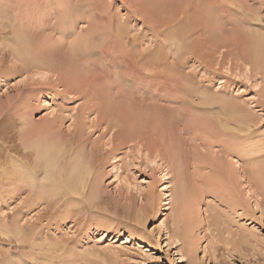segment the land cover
<instances>
[{
	"label": "rangeland",
	"instance_id": "rangeland-1",
	"mask_svg": "<svg viewBox=\"0 0 264 264\" xmlns=\"http://www.w3.org/2000/svg\"><path fill=\"white\" fill-rule=\"evenodd\" d=\"M119 1L114 3L112 11L116 9L119 15L124 16L126 8ZM226 1H234L236 8L242 3L245 6L242 14L250 17L248 19L254 25L247 24L246 19L242 24L235 8L233 13L225 9ZM53 3L54 0H0V29L8 30L22 22L34 39L41 33L44 12ZM171 8H174L172 3ZM216 13L221 20L219 22H223L220 23L222 26L216 24L215 31L220 35V43H224L219 53L215 48L212 55L210 51L214 48L208 44L212 43L207 39L208 34L201 36H204L203 40L199 39L202 32H197L187 41L191 52L195 50L194 54L185 56L188 57L186 65L180 68L177 65L179 72H189L193 88L216 93L211 105L200 104L201 98L192 99L188 105L169 100V93L180 94L177 89L181 88L180 80L183 85L184 77L180 78L181 73L175 68L174 49L167 52L166 48L163 49L166 59L154 63L152 68H148L150 72L144 68L146 73L138 64L127 65L133 69L132 72H137V83L141 84L133 90V98L130 95V98L126 97L132 101L120 97L118 105L114 102L116 106H112L111 93L98 86L106 93L104 103L109 100L106 103H110L119 121V125L114 127L119 132L115 138H120L118 136L123 133L124 138L127 136L131 140H125L129 142L114 153H105L112 147V132H106L102 127L84 126L88 133H83L82 139L92 169L90 167L88 186L82 197L86 198L95 185L101 199L91 204L59 200L56 208H49V212L43 201L37 202L34 193L29 201L27 192L14 194L13 173V176L11 173L0 176V197H3L0 198V211L10 217L18 212L16 222L9 227L10 232L5 234L4 229L0 230V264H264V71L261 75L253 74L240 52L245 42V29L241 30L240 26L264 29V0H219ZM87 14L90 15V11ZM39 22L38 33L36 26ZM130 24L133 26H130V31L142 35L140 47L153 50L147 40L152 33L150 25L141 20L132 22V19ZM29 26L34 30L31 31ZM83 27L87 28V23L80 19L77 31ZM18 28L23 29L21 26ZM131 33L130 38L133 37ZM1 37L0 50L6 42ZM147 52L141 53L145 55ZM206 55L208 58L205 59ZM209 56L217 58L214 64ZM178 58L181 59L180 55ZM5 64L3 68L9 65ZM117 75L123 76L124 73L117 71ZM25 77L14 74L0 81V109L4 110L0 119L7 117L0 120V162L6 167L17 154H10L5 147L15 143L19 146L34 132L43 133L48 121L61 113V104L68 111H63L62 121L56 120L59 127L55 130L61 131L60 136L55 130L53 133L62 138L65 145L71 138L75 139L74 136L77 138L81 130V125L74 124L76 117L71 115L76 112L71 109L83 99L65 104L53 91L41 90V85L37 86H41L37 94L25 92L22 88ZM36 77L39 78L38 75ZM92 86L96 89V85ZM139 93L144 96L139 97ZM221 106H230L235 115L223 113ZM96 117V113H91L87 120ZM232 118L238 121H232ZM236 123H240L237 124L239 127ZM165 185L167 190H162ZM59 193V198L65 199ZM166 201L168 205L164 204ZM165 206L169 208L164 209ZM26 222L29 226H19Z\"/></svg>",
	"mask_w": 264,
	"mask_h": 264
},
{
	"label": "bare ground",
	"instance_id": "bare-ground-1",
	"mask_svg": "<svg viewBox=\"0 0 264 264\" xmlns=\"http://www.w3.org/2000/svg\"><path fill=\"white\" fill-rule=\"evenodd\" d=\"M86 1L87 0H54L52 6L47 7L48 10L44 12V15L41 19V22H44H39V24L41 23L43 27L40 28L41 24H37L38 26H36V24L34 25L38 27H35L36 31H38L39 28L41 31L40 35L36 36L34 39L32 38L34 37V35H32L28 29L26 30L24 28L22 22L20 24L16 23L8 30H6L4 27L0 29V35L2 36L1 40L3 41V38L6 40V42H3V48H1L0 50V81L6 80V78L10 75H24L26 76V79L23 78L24 80H22V88H24L23 91L25 92L31 94L33 93L34 95V92H36L35 94H37L38 89L42 88L41 90H43L46 88L48 91H53L54 95L56 94L55 96H60L64 100L63 102L65 104L68 102L70 103V101L72 102L83 99L81 100V103L79 102L80 104H78L77 107L71 109L72 111L76 112L74 113V116L72 114L71 117H76L74 120L75 125H81L80 132L77 131L81 135L79 134L77 138L76 136H74L75 139H72L70 137L71 139L69 143L63 145L64 142L61 141L62 138L59 139V133H61V131L58 133L55 130L56 127H59L56 120L61 119L62 121V118H64L62 113L64 110H67V108L65 106H61V104V115L59 114V116L53 117L51 120H49L45 127H42L43 133H40L39 131L34 132V136L31 134L33 137H25V140H28H22L19 146L17 145V143H15V145L9 143L10 145H12L9 147H5V145H3L5 148H7L5 151L9 152L12 155L13 153H15V155L17 154L18 157H10L11 160L8 159L10 160V165L7 167L0 162V176L2 177V175L7 173H11L12 175L13 173L14 178L11 179V181L13 182V185L15 187L14 194L27 192L26 196H29V201V198H31V194L33 195L34 193L37 202L43 201L46 204V207L48 209L50 208L51 210L56 208L55 206L58 205L59 200H62L63 203L87 202L91 204L92 202H94V200L101 199V196L98 195V188L95 185V187L92 186V189L90 190V193L86 198L82 197L83 191L85 190L86 186H88L87 181L91 172V166L89 167L88 163L89 158L85 150V141L82 139V137L84 136L83 133H88L86 131L87 128H85L84 126H87L88 128L94 127L98 129L102 127V129H105L106 132H112V147L109 148L108 151L104 150L105 153L112 154L116 150L121 148L122 145L131 141L129 138H127V136L126 138H124L125 135L123 136V133H121L122 135L120 134L118 136H121L120 138H115L117 137L119 132L115 131L114 127L119 125V121L111 109L113 104L119 103L118 100H120V97H124L128 102L129 100L132 101L131 99L128 100L126 97H129V95L131 96L133 90L138 89V87L141 85L137 83L138 76L135 75L137 72H132L131 70L133 69H130L129 67H127V65L138 64L140 69L144 70V68H146L147 70H145L147 72H150L148 68H152V65L154 63H161L162 60L166 59L164 57V55L166 54H163V49L166 48V52L168 51V49L175 50L174 52H176V54H174L173 52V61L176 64L175 68L177 67V65L180 68L181 66L186 65L185 62H187L188 57L185 56L194 54L193 52L195 50L191 52V46H189L190 44L187 41H189L188 38H191V36H193V34L197 32H202L201 35L200 33L197 34L200 35V37L197 36L199 37V39L204 37H201L202 35L208 34L207 39H209L213 43L208 44L212 46L211 49L214 48L213 50H211L212 52L210 51L212 55L215 54V48L219 53L220 46L224 45V43H220V35H218V33L215 34V31L217 29L216 24L219 25L220 23H223L219 22L221 20H218V14L216 13V3L219 0H120L119 2H121V6L126 8V13L124 16L119 15L116 9L112 11L113 5L117 0ZM127 3H129V5ZM171 3L174 8H171ZM225 6V9L230 10L232 13L234 12L233 8H235V11H237V13L239 14L238 20L242 24L246 19L247 21L245 20V22L247 24L254 25V22L248 19L250 17L242 14V8H245L242 3L237 5L238 7L236 8L234 1H226ZM140 7H142L141 11ZM87 11H90V15L87 14ZM246 11H250L252 12V14L256 15V13H254L250 9H247ZM226 13L227 15H229V12L227 10ZM80 19L85 20V22L87 23V28L83 27L82 30L77 31L78 22ZM130 19H132V22L141 20L142 22L150 25L149 31L152 32L151 37L149 36V38H147L148 36L146 37V35L145 37L150 41L151 45L153 46V50H148L146 47L144 48L142 46L140 47L139 41L141 40L142 35H140L141 33H133L132 31H130L132 29L130 28V26H132L130 24ZM18 25H20L23 29L18 28L20 27ZM240 27L241 30L245 29L243 30V37L245 42L242 41L244 42L242 43L244 47L242 46L243 48H241V56L242 58H244L243 60L250 65V70H252V72L254 71L253 74L257 75L258 73H260L261 75L263 74L262 71H264V67L262 68L264 63V32H262V30L264 29L260 27H256L258 29H253L248 27L247 25V28H244L242 26ZM30 28L31 27L29 26V29ZM24 29L26 32L29 31V34L24 32ZM30 30L32 31L34 29L31 28ZM40 31H38V33ZM34 32L32 33L34 34ZM129 32L133 33H131V35L133 36L132 38H130ZM8 35L9 37L7 40L6 37ZM41 36H44V38H40ZM196 39L194 42H197ZM199 39L197 40L199 41ZM157 40L159 41L156 42ZM209 40H205V42H208ZM190 42H192L191 44H193V40L191 41L190 39ZM138 45L140 48H137ZM210 46L207 47L210 48ZM145 51H148L145 55L141 53ZM179 55L181 59L178 58ZM206 58H208L207 55L205 59ZM168 59H170V56ZM178 59L180 60V62L178 61ZM216 60L217 58L215 56L210 58V61L213 62L212 64H214V61ZM210 61L209 63H211ZM6 62L9 65L7 64L8 66L6 68H3V64H5ZM170 62H172V60H170ZM207 66L209 65L207 64ZM178 67L177 71L179 72L180 70H178ZM112 68L114 70H112ZM134 70H136V68ZM117 71H122L124 75L118 76ZM42 72L46 75L41 74ZM39 73L42 76L39 77ZM179 73H181L180 78H182V75L184 76L183 85L181 84L180 80L179 86H181V88L177 89L180 93L179 95H170V93L169 95H167L171 102L174 101L188 105L192 103V99L201 98L202 103L200 102V104H212L211 101L216 99V93L211 94L207 93L205 91L206 89L201 90L196 87L193 88V85L190 83L191 75H188L189 72H186V74L184 72ZM37 75L39 78H35V76ZM147 75L148 74H146V76ZM112 77L114 79H112ZM150 79L151 78L148 75V82H151ZM41 80L43 82H41ZM39 85H41L42 87H37ZM92 85H96L97 90L94 89ZM99 85H101V88H106V91L111 93L110 96L112 98L110 100V103L112 104V106H109L110 103H106L109 101L108 99L104 103V95H106V93L101 89H98ZM22 88H20V90H22ZM31 94H29V96ZM141 94L139 93V97L144 96ZM167 96L166 98H168ZM107 97L109 98V95ZM133 97L134 96H131V98ZM163 97L165 98V96ZM141 99L142 98H140V100ZM106 105H108V107ZM172 109L174 110L175 108L172 107ZM71 110L69 112H72ZM221 110L223 113L235 115V112H232L230 106H221ZM1 111L4 112L3 108L0 109V114ZM91 113H96L97 117L95 119L87 120V117H89ZM5 117H1L0 120L7 118ZM225 118L227 119V115ZM233 118L235 119V116ZM233 118L232 121H238L233 120ZM86 120L89 121V123H87ZM217 121L219 120L217 119ZM237 124L240 125V123H236V125ZM243 125L245 124L243 123ZM2 126L3 125H1V127ZM54 130L59 136L56 135L55 132L53 133ZM127 131L128 129L126 130V132ZM5 133L4 136L6 135ZM127 139L129 141H125ZM116 140H118V142H116ZM6 142L7 139L4 144H6ZM89 151L92 152V148ZM101 154L102 153H100V155ZM102 157L100 156V158ZM167 188V185H165L162 190H167ZM59 192H61V195L65 199L59 198ZM168 196L169 194L165 195L166 198ZM32 200L33 197L31 201ZM23 203L25 206V202L22 201L21 204ZM31 204L32 202H30L29 206H31ZM164 204L168 205L169 202L166 201ZM167 208L169 207H164V209ZM0 213V230L4 229L6 232L3 233L7 234L8 232H10V225L16 222V216L18 212L12 217H10L11 215L9 214H3L1 211ZM9 218H11L13 221H10ZM22 221L23 217L21 219V222ZM26 224L23 223V225L19 226H29L27 222ZM0 256H2V254Z\"/></svg>",
	"mask_w": 264,
	"mask_h": 264
}]
</instances>
